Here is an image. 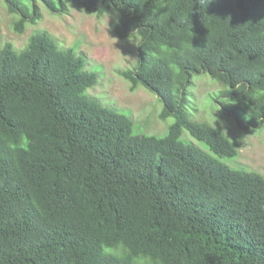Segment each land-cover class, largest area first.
I'll list each match as a JSON object with an SVG mask.
<instances>
[{
  "label": "trees",
  "instance_id": "16d2710c",
  "mask_svg": "<svg viewBox=\"0 0 264 264\" xmlns=\"http://www.w3.org/2000/svg\"><path fill=\"white\" fill-rule=\"evenodd\" d=\"M4 1L18 33L41 5L115 12L112 33L139 37L121 75L174 121L162 136L137 133L128 112L82 95L98 72L47 31L20 54L0 45V264H130L103 252L118 241L162 264H264V174L223 160L264 125V0ZM200 73L222 87L237 140L191 117Z\"/></svg>",
  "mask_w": 264,
  "mask_h": 264
},
{
  "label": "rangeland",
  "instance_id": "374dc122",
  "mask_svg": "<svg viewBox=\"0 0 264 264\" xmlns=\"http://www.w3.org/2000/svg\"><path fill=\"white\" fill-rule=\"evenodd\" d=\"M40 7L42 17L28 22L24 32L18 33L14 29L16 15L9 12L4 0H0V45L12 42L16 48L22 49L34 32L51 33L61 47L74 48L85 55L87 68L98 72V83L89 88L91 96L106 106L128 112L135 123V132L157 136L166 134L174 118L160 119L163 108L160 98L144 87L131 91L129 82L121 75L123 70L137 64L139 37L133 34L121 40L112 33L111 27L118 15L111 12L99 19L73 4L68 6L66 13ZM220 88L209 74L195 75L189 87L187 107L193 119L209 122L235 141L239 130L234 118L225 113L216 98ZM223 101L230 103L228 99ZM182 138L210 152L204 142L195 139L188 131H184ZM223 160L232 167L244 166L264 174V125L249 131L237 157Z\"/></svg>",
  "mask_w": 264,
  "mask_h": 264
},
{
  "label": "clouds",
  "instance_id": "9594fccd",
  "mask_svg": "<svg viewBox=\"0 0 264 264\" xmlns=\"http://www.w3.org/2000/svg\"><path fill=\"white\" fill-rule=\"evenodd\" d=\"M194 36V33H193ZM193 40V38H192ZM191 40V47H193ZM24 49H19L18 54L23 52ZM82 71H88L87 66L82 68ZM89 92V89H85L82 95H86ZM103 252L106 255H114L119 257H128L130 260V264H162L159 258L153 257L151 255L142 254V253H135L133 254L128 247V245L124 241H118L111 245H104Z\"/></svg>",
  "mask_w": 264,
  "mask_h": 264
}]
</instances>
